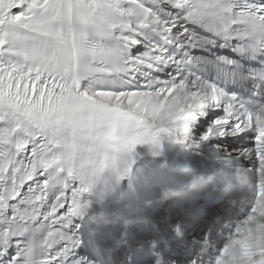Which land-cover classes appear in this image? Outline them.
I'll list each match as a JSON object with an SVG mask.
<instances>
[{"label": "snow or ice", "instance_id": "6c2138e0", "mask_svg": "<svg viewBox=\"0 0 264 264\" xmlns=\"http://www.w3.org/2000/svg\"><path fill=\"white\" fill-rule=\"evenodd\" d=\"M0 264H264V0H0Z\"/></svg>", "mask_w": 264, "mask_h": 264}]
</instances>
